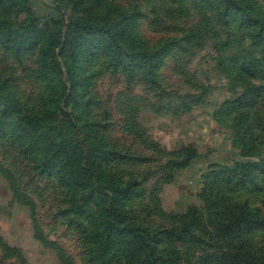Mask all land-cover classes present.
Segmentation results:
<instances>
[{
	"label": "rangeland",
	"instance_id": "374dc122",
	"mask_svg": "<svg viewBox=\"0 0 264 264\" xmlns=\"http://www.w3.org/2000/svg\"><path fill=\"white\" fill-rule=\"evenodd\" d=\"M22 1L0 0V120L31 122L37 139L0 135V264H141L154 247L158 264H215L234 236L264 244V223L222 229L245 203L264 218V164L205 177L213 164L246 160L218 112L241 89L224 62L264 68V0ZM118 4L132 16L119 42L96 29L97 16L72 23L102 12L119 19ZM124 48L161 54L133 62L119 57ZM78 51V84L64 90ZM254 107L264 158V96ZM194 145L201 156L180 166ZM246 172L256 181H241ZM82 190V209L67 210ZM110 220L128 229H115L106 262L92 261L89 231Z\"/></svg>",
	"mask_w": 264,
	"mask_h": 264
},
{
	"label": "trees",
	"instance_id": "16d2710c",
	"mask_svg": "<svg viewBox=\"0 0 264 264\" xmlns=\"http://www.w3.org/2000/svg\"><path fill=\"white\" fill-rule=\"evenodd\" d=\"M70 6L75 9V7H79V4L81 2L79 0H69ZM26 0H23L21 2V5H24ZM113 3V2H112ZM204 0L202 1V4H204ZM201 4V5H202ZM215 9L219 8L221 6H224L222 4H212L210 3ZM122 6L123 10H119V19H116L114 16H110L108 12H102L100 14H88L87 18H81L80 20H77L75 22L72 21V23L81 26L83 25L85 27V24H89L90 22V17L97 16L98 19H100V24L96 29L100 31L101 33H106L109 32L110 35H112V39L114 42H119L120 37L119 33L123 32L126 29V26H124L125 19H131V13H130V7L126 8L122 4H118ZM89 8H92L93 4L86 5ZM140 7L139 5L135 10H139ZM231 8L226 7L224 9L223 14H219V18L222 19L221 21H224L225 23L227 22L226 17L229 16L231 13ZM71 19L72 16H69ZM80 19V18H79ZM225 19V20H224ZM121 35V34H120ZM124 38V37H123ZM258 38V36H256ZM176 39V38H175ZM180 39V38H178ZM73 43V41H71ZM264 43V42H262ZM165 48L168 46H164ZM75 50L78 49V46L73 47ZM48 53L51 56L52 63L55 60V55H53L50 51ZM160 52H152L149 53L148 51H140V52H135L132 53V51L128 48H124V50L120 51L119 57L121 59H129V57L135 59L133 62H138L140 59L144 61V58H149L150 59V64L153 63L155 59L160 55ZM81 53L78 51L77 52V58L76 62L73 66H68L67 67V75H68V80L63 81V87L64 90H68L69 88L77 86L78 80L80 78L78 68L80 64L83 62V58H80ZM138 58V59H137ZM149 63V62H148ZM226 65L229 66V68H226V72L231 74L232 80L236 82V88L241 87L240 91H238V96L237 98L234 99H227L224 101L220 107V123L221 125L227 129L230 134H232L233 137V145L238 147L241 151V154L244 156L246 159L242 163L235 162L233 165H227V166H222L218 164H213L212 166L214 167L212 172H209L206 174V181L209 179L214 178L217 175L227 173L229 175H234L235 173L238 172V170L243 171V169H250V172H254L255 170L259 169V167L264 164V158H262V152L256 151L255 150V144L259 143V134L255 132V125H254V114H251L252 111L254 110V105H256L258 102L261 101V98L264 96V68H259V64L253 63L251 65L250 62H246L242 58H232L228 62H224ZM158 64V63H157ZM147 66H150L149 64H146ZM145 65V66H146ZM141 68H144V66H140ZM158 66L155 64V68ZM155 71V69H154ZM260 74L262 77H258L262 80V82H259V84H256V75ZM252 75V76H251ZM155 76H157V73H155ZM253 77V78H252ZM254 82H253V80ZM88 78H85V82L88 81ZM153 81L157 82V79L153 77ZM86 84L82 85V87H85ZM210 88H212V85L206 87L204 89V94L209 93ZM235 89V88H234ZM203 94V95H204ZM202 95L198 98L201 99ZM197 99H194L193 102L197 103ZM186 106V105H185ZM190 108V105L189 107ZM219 111V109H218ZM256 112V111H254ZM29 122V121H28ZM27 123L28 127L30 130H27L25 128V125H20L17 122L15 124H11L7 122L6 120H0V135H4L6 137L10 135H14L18 139H22L23 141H28L29 140V146L33 144V141H35L37 138L32 137L34 135L33 130L35 129V126L30 122ZM12 133V134H11ZM252 144V147H250L249 144ZM186 155L184 156L182 162H180V166L186 167L189 166L193 160L196 158H199L200 152L198 150L197 146H192L188 148L186 151ZM61 152H58V158H61ZM49 163V160L47 159L46 161ZM246 172V178L242 179L241 181H246V182H255L256 179L253 177V179L250 181L249 175H251ZM237 175V174H236ZM125 180H123L124 182ZM81 196H71L70 204L68 206L67 210H80L82 209V202L85 201L86 199V194L84 190H82ZM243 207V212L240 214H237V216L234 217L231 216L226 220L222 221L223 225V231L226 235H230L233 232L237 230H243L245 228V224L248 225H255L258 224L261 226L262 223H264V218H260V215H262L261 211L259 210V213L257 211H253L247 203L242 205ZM74 224V222H73ZM78 228L81 231L88 232V230L83 226V225H78ZM119 228V233L124 234L127 231V226L126 227H121L116 221L110 220L103 226V229L101 232L99 230H90L89 234L90 237L88 239L89 245L88 248L91 250H95V253H91L90 257L91 260L94 261L96 256L98 257V260L102 263L106 262L109 251L113 247V236L117 234L115 232V229ZM139 226L134 228V231L136 230L139 231ZM172 231V229H170ZM174 233H176L174 231ZM140 234V233H139ZM232 241V248L228 250L225 254H223L220 258L219 257H214L212 258V262L215 261V264H264V244L261 246H256L253 242H251L250 238L248 236H245L242 234L241 236H234L231 239ZM156 247L151 248V251L145 253V258H150V260H146L145 262H142L141 264H158L157 262V254H156V262L154 259L155 254L152 253V251H156ZM139 261L141 260L140 258L138 259ZM134 261V260H132ZM142 261V260H141Z\"/></svg>",
	"mask_w": 264,
	"mask_h": 264
},
{
	"label": "crops",
	"instance_id": "0c3cea01",
	"mask_svg": "<svg viewBox=\"0 0 264 264\" xmlns=\"http://www.w3.org/2000/svg\"><path fill=\"white\" fill-rule=\"evenodd\" d=\"M224 130L226 131V133H227L226 135H227V136H231L230 132H229L227 129H224ZM224 135H225V134H224ZM226 135H225V136H226ZM232 146H233V143H232Z\"/></svg>",
	"mask_w": 264,
	"mask_h": 264
}]
</instances>
